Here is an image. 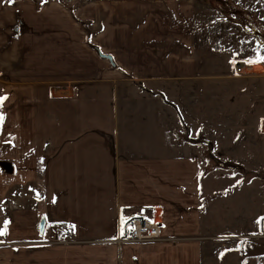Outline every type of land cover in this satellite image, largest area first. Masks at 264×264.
Returning a JSON list of instances; mask_svg holds the SVG:
<instances>
[{
  "label": "crops",
  "instance_id": "obj_1",
  "mask_svg": "<svg viewBox=\"0 0 264 264\" xmlns=\"http://www.w3.org/2000/svg\"><path fill=\"white\" fill-rule=\"evenodd\" d=\"M71 7L15 5L11 65L26 79L3 80L0 89L2 236L17 212L32 227L24 235L14 228L18 240L46 238L48 226L65 223L72 234L59 242L54 232L52 243L101 244L98 264H207L204 234L213 226L202 210L200 159L173 140L179 118L169 96L172 83L182 94L200 78L210 16L199 0H78ZM29 185L42 194L33 212L13 199ZM41 216L48 223L42 235ZM152 216L163 240L119 241L131 217ZM262 238L242 237V253L231 259L264 257Z\"/></svg>",
  "mask_w": 264,
  "mask_h": 264
},
{
  "label": "rangeland",
  "instance_id": "obj_2",
  "mask_svg": "<svg viewBox=\"0 0 264 264\" xmlns=\"http://www.w3.org/2000/svg\"><path fill=\"white\" fill-rule=\"evenodd\" d=\"M48 1L72 9L78 0H0V89L3 80L18 83L26 79L19 78L11 65L18 55L12 25L15 5L27 3L37 9ZM199 1L211 20V27L203 24L204 38L207 30L211 36L203 43L200 78L182 94L171 85L169 98L179 118L172 137L181 146L185 143L187 155L200 159L202 210L213 226L204 234L203 262L237 264L231 252L242 253L238 248L241 238L264 233V62L259 60L264 56V0ZM249 60L254 62L246 63ZM235 61L253 68L233 72ZM39 191L29 185L15 192L13 199L31 210L29 206L42 200ZM7 204L11 206L12 201ZM11 221V233L0 235V264H66L67 259L74 264L99 262L101 244H86L73 237H67L71 243L54 244L52 226L47 227L48 237L23 242L13 229H21L20 235L31 230L30 216L13 212ZM253 260L249 264H264L261 257Z\"/></svg>",
  "mask_w": 264,
  "mask_h": 264
},
{
  "label": "built area",
  "instance_id": "obj_3",
  "mask_svg": "<svg viewBox=\"0 0 264 264\" xmlns=\"http://www.w3.org/2000/svg\"><path fill=\"white\" fill-rule=\"evenodd\" d=\"M246 67L250 66L245 65L243 62L235 61L232 65V71L242 73L243 70H246ZM126 228V235L119 240L121 243H144L163 239L160 232L159 221L156 220L154 216L131 217L127 222ZM59 231L63 232V234H61L60 240L54 241L66 242L64 236L68 235L67 225H63Z\"/></svg>",
  "mask_w": 264,
  "mask_h": 264
},
{
  "label": "water",
  "instance_id": "obj_4",
  "mask_svg": "<svg viewBox=\"0 0 264 264\" xmlns=\"http://www.w3.org/2000/svg\"><path fill=\"white\" fill-rule=\"evenodd\" d=\"M95 51L97 53V55L103 59H107L110 63V65L112 67H115V63H114V60L112 58L111 55L109 54H103L101 53V51L98 49V48H95ZM45 225H46V221H45V218L43 216L40 217L39 221H38V225H37V230H38V233L40 235L43 234V231H44V228H45Z\"/></svg>",
  "mask_w": 264,
  "mask_h": 264
},
{
  "label": "trees",
  "instance_id": "obj_5",
  "mask_svg": "<svg viewBox=\"0 0 264 264\" xmlns=\"http://www.w3.org/2000/svg\"><path fill=\"white\" fill-rule=\"evenodd\" d=\"M63 225H67V224H65V223L56 224L57 228L55 230V234L58 236V238L59 237L61 238V234H63V232L59 231ZM67 231H68V233L72 234V229L69 226H67ZM261 258L264 259V257H261Z\"/></svg>",
  "mask_w": 264,
  "mask_h": 264
},
{
  "label": "snow or ice",
  "instance_id": "obj_6",
  "mask_svg": "<svg viewBox=\"0 0 264 264\" xmlns=\"http://www.w3.org/2000/svg\"><path fill=\"white\" fill-rule=\"evenodd\" d=\"M9 2H11V0H9ZM259 60L261 61V62H264V56H261V57H259ZM254 61H251V60H249V61H246V63H253ZM6 99V97H0V104H2V102L4 101ZM0 120H2V116H0ZM238 183H239V181H238ZM262 219H264V218H262ZM6 224H7V222H5ZM4 234V232L3 231H0V235H3Z\"/></svg>",
  "mask_w": 264,
  "mask_h": 264
},
{
  "label": "bare ground",
  "instance_id": "obj_7",
  "mask_svg": "<svg viewBox=\"0 0 264 264\" xmlns=\"http://www.w3.org/2000/svg\"><path fill=\"white\" fill-rule=\"evenodd\" d=\"M252 68H253L252 66H250V67H246V70H245V71H246V72H250V71L252 70Z\"/></svg>",
  "mask_w": 264,
  "mask_h": 264
}]
</instances>
